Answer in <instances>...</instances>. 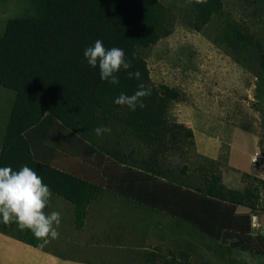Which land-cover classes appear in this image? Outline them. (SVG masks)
<instances>
[{"label": "rangeland", "instance_id": "rangeland-1", "mask_svg": "<svg viewBox=\"0 0 264 264\" xmlns=\"http://www.w3.org/2000/svg\"><path fill=\"white\" fill-rule=\"evenodd\" d=\"M158 1L164 12L161 37L148 47H135V52L146 61L152 86L177 93L170 99L159 90L154 112L168 123L189 128L193 136L166 132L168 142L156 150L154 161L149 145L122 132L117 123L108 124L110 133L91 134L85 140L46 113L40 127L26 133L35 159L101 188L87 206L82 225L74 221L76 229L87 222L84 229L49 238L46 248L59 243L58 258L64 264L90 255L114 264H149L144 261L151 260L152 252H160L170 264H264V184L259 181H264V77L259 66L264 0H220L219 11L200 29L193 26L196 0ZM31 12L30 0H0V35L10 18ZM227 21L253 38L248 55L236 57L217 41ZM13 99L14 93L0 86V141ZM103 149L129 155L127 165L122 167ZM254 151L261 154L255 165L250 162ZM138 173L160 185L167 183L165 176L171 178L174 201L157 192L148 201L154 205L125 197L123 186L144 179ZM212 176L226 189L250 195L253 207L191 200L190 194L205 191ZM172 202L177 205L171 209ZM224 205L229 206L225 213L232 211L230 224L219 237L211 236L213 228L207 223ZM90 244L97 251H86Z\"/></svg>", "mask_w": 264, "mask_h": 264}, {"label": "trees", "instance_id": "trees-1", "mask_svg": "<svg viewBox=\"0 0 264 264\" xmlns=\"http://www.w3.org/2000/svg\"><path fill=\"white\" fill-rule=\"evenodd\" d=\"M30 3L32 12L10 18L0 35V86L14 93L0 148V167L19 169L27 164L35 169L43 177V182L49 185L52 195H59L72 203L74 221L78 220L82 225L87 206L101 188L73 172L35 159L26 133L39 128L46 113L85 140H90L89 136L95 134L97 126L108 127L109 123H117L122 132L148 144L152 158L157 155L156 150L165 148L168 142L166 132L184 131L185 138H192L193 134L189 128L175 122L168 123L154 112L159 90H163L170 99H176L177 93L166 86H152L146 61L135 52V47H148L161 37L164 12L158 0H30ZM196 3L193 26L200 29L219 11L222 3L220 0H196ZM96 39H101L106 48L124 49L132 61L129 70H139L140 79H130L122 70L117 74L119 84L101 81L99 69L89 67L83 57L84 48ZM216 39L236 57L248 55L254 46L251 35L230 21L225 23ZM259 66L260 75L264 77V50L259 55ZM141 83L150 89V95L141 98L145 105L143 108L131 111L127 106L113 103L114 97L121 92L131 95ZM93 144L101 148L96 142ZM101 151L122 167L127 165L124 159L129 155L105 149ZM143 171L149 175L146 168ZM142 177L144 179L137 184L123 186L121 193L137 203L153 205L148 201L154 192L162 193L166 198L173 196L171 178L165 176L163 180L168 184L160 185L156 180ZM211 178L213 181L205 191L195 189L199 194H190L191 200L253 207L249 204L252 198L246 192L226 189L218 177ZM259 181L264 184L263 180ZM170 199L174 201V198ZM171 205L172 209L177 203L172 202ZM227 207L222 206L219 216L215 215V219L207 223L213 228L211 236L215 233L219 237L220 230L224 231L229 226L232 211L225 213ZM13 226L16 225L1 223L0 230L12 232ZM12 234L34 247H41L43 243L31 231H21L17 226ZM149 255L153 257V252ZM149 264H155L152 258Z\"/></svg>", "mask_w": 264, "mask_h": 264}, {"label": "clouds", "instance_id": "clouds-1", "mask_svg": "<svg viewBox=\"0 0 264 264\" xmlns=\"http://www.w3.org/2000/svg\"><path fill=\"white\" fill-rule=\"evenodd\" d=\"M83 57L89 67L99 69L101 81L119 84L117 74L122 70L130 79H140L139 70H129L132 68V61L128 59L124 49L106 48L101 39H96L86 46ZM147 95H150V89H146L141 83L131 95L121 92L113 98V103L135 111L137 107L145 106L141 98ZM94 131L97 136H102L110 133L111 129L106 125H100ZM51 196L49 185L44 183L43 177L27 164L19 169H13L11 166L0 167V223L14 222L21 231L25 229L31 231L37 240L43 242L41 246L47 244L49 238L57 239L60 235L58 231L61 223L60 212L44 211Z\"/></svg>", "mask_w": 264, "mask_h": 264}, {"label": "crops", "instance_id": "crops-1", "mask_svg": "<svg viewBox=\"0 0 264 264\" xmlns=\"http://www.w3.org/2000/svg\"><path fill=\"white\" fill-rule=\"evenodd\" d=\"M1 142L2 141H0V143ZM0 148H1V144H0ZM52 210L58 211L61 214V223L58 227L59 233H67V230L69 231V233L72 232L79 233L84 229V226L87 224L86 222L84 226H82L79 229L73 228L74 227L73 205L72 203H70L69 201H67L66 199H64L59 195L53 194L50 197L45 212L51 213L53 212ZM15 229L16 226H13V228L11 229L12 232L10 231L3 232L0 230V264H64L63 263L64 261H62L61 258H58L59 253L57 250L60 247L59 243L55 244L54 249L46 248V245H49V243L43 244V246L41 247H34L32 245L20 241L15 236H13L12 233L13 231H15ZM68 243H71L72 247L73 246L76 247L77 250L80 249L81 245L75 242H71L70 240H68ZM92 247L93 246L90 244V246H88V249L86 251H90L91 249L92 250L90 253H92V251L93 252L97 251V248L94 250ZM100 253H98V255ZM172 253L173 251L171 249L170 252L167 253V256L172 255ZM89 257L88 258L79 257V258L71 259L68 262H72V263H68V264H114V263H109L108 261L110 260H106L105 262V261H99V258L92 259ZM152 260L155 262V264H167L168 262L169 264L171 263L169 258L162 257L160 252L159 254L153 253ZM146 262H149V260L144 261V263Z\"/></svg>", "mask_w": 264, "mask_h": 264}, {"label": "built area", "instance_id": "built-area-1", "mask_svg": "<svg viewBox=\"0 0 264 264\" xmlns=\"http://www.w3.org/2000/svg\"><path fill=\"white\" fill-rule=\"evenodd\" d=\"M261 157V154L259 151H254L250 156V162L251 164L255 165L258 163L259 159Z\"/></svg>", "mask_w": 264, "mask_h": 264}]
</instances>
